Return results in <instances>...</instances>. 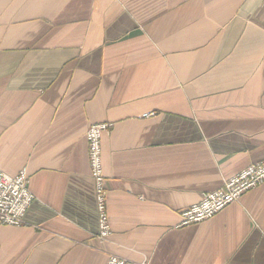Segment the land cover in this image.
<instances>
[{
  "label": "crops",
  "instance_id": "1",
  "mask_svg": "<svg viewBox=\"0 0 264 264\" xmlns=\"http://www.w3.org/2000/svg\"><path fill=\"white\" fill-rule=\"evenodd\" d=\"M105 122L102 241L86 133ZM262 161L264 0H0V169L35 196L0 264H264V183L181 226Z\"/></svg>",
  "mask_w": 264,
  "mask_h": 264
},
{
  "label": "built area",
  "instance_id": "2",
  "mask_svg": "<svg viewBox=\"0 0 264 264\" xmlns=\"http://www.w3.org/2000/svg\"><path fill=\"white\" fill-rule=\"evenodd\" d=\"M145 114L144 118L154 116ZM113 127V123H98L89 127L86 133L88 143L90 175L95 185V198L98 212V238L107 241L111 234L108 213V191L103 168L102 137ZM264 183V161L255 163L231 179L222 187L207 193L202 200L181 213V226L202 223L222 212L226 207L239 202L242 195ZM35 196L29 189V178L25 171L10 176L0 169V224L10 227L25 225L26 212ZM108 264H134L126 260L111 257ZM148 264V263H141Z\"/></svg>",
  "mask_w": 264,
  "mask_h": 264
}]
</instances>
